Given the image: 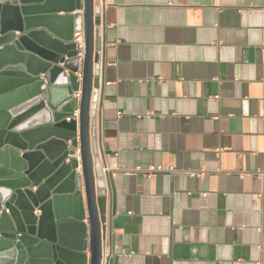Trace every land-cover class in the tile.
I'll return each mask as SVG.
<instances>
[{
	"label": "crops",
	"instance_id": "0c3cea01",
	"mask_svg": "<svg viewBox=\"0 0 264 264\" xmlns=\"http://www.w3.org/2000/svg\"><path fill=\"white\" fill-rule=\"evenodd\" d=\"M94 2L111 264H264V0Z\"/></svg>",
	"mask_w": 264,
	"mask_h": 264
},
{
	"label": "water",
	"instance_id": "95a60500",
	"mask_svg": "<svg viewBox=\"0 0 264 264\" xmlns=\"http://www.w3.org/2000/svg\"><path fill=\"white\" fill-rule=\"evenodd\" d=\"M94 3L0 0V264H87V250L89 264L102 262ZM76 32L84 33L82 60Z\"/></svg>",
	"mask_w": 264,
	"mask_h": 264
},
{
	"label": "built area",
	"instance_id": "2783aa9c",
	"mask_svg": "<svg viewBox=\"0 0 264 264\" xmlns=\"http://www.w3.org/2000/svg\"><path fill=\"white\" fill-rule=\"evenodd\" d=\"M74 42L77 44V49H78L77 56L79 57L80 60H82L83 59V55H84V33L83 32H76L74 34ZM75 95L78 98L80 97V93L79 92L75 93ZM96 108H97V102H96ZM96 108H95V113H96ZM120 114L121 113H118V115H120ZM74 115L76 117H78V111H75ZM67 120H68V118H67ZM94 125H95V121H94ZM108 157H109V162L108 163L105 162V161L102 163V161H100V169H101V173H102V176H103V180H104L105 190L106 191L108 189L109 178L112 177L114 174H116V172L123 171L124 174L132 175V174H135L138 171H142L143 170L142 167H140V166H137V167H135L133 169L123 168V166H121L117 162V160L115 159L114 155H109ZM172 169L173 168H164L163 166H149V167H147L145 169V171L148 174H153V173L166 171V170H172ZM101 264H109V258H108V254L106 252V244L104 246L103 257H102Z\"/></svg>",
	"mask_w": 264,
	"mask_h": 264
}]
</instances>
